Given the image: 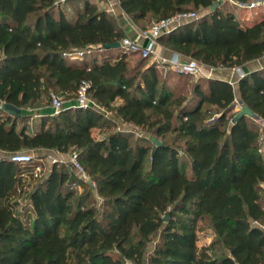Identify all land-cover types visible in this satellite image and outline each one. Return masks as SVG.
<instances>
[{
  "label": "trees",
  "instance_id": "trees-1",
  "mask_svg": "<svg viewBox=\"0 0 264 264\" xmlns=\"http://www.w3.org/2000/svg\"><path fill=\"white\" fill-rule=\"evenodd\" d=\"M116 1L139 26L199 12L157 42L203 67L240 68L264 56V13L243 18L227 2L210 12L217 0ZM124 37L89 0H0V101L21 109L12 116L0 108V264H142L156 234L147 264H264V68L236 87L256 117L233 122L231 83L200 76L190 94H176L155 63L144 66L150 57L105 48ZM82 83L97 108L66 105L28 130L22 109L51 93L75 98ZM101 110L158 141L174 134L172 143H132L120 129L97 138L108 126ZM42 150L75 154L89 181L57 162L34 179L32 165L9 157ZM203 219L214 236L199 247Z\"/></svg>",
  "mask_w": 264,
  "mask_h": 264
},
{
  "label": "rangeland",
  "instance_id": "rangeland-1",
  "mask_svg": "<svg viewBox=\"0 0 264 264\" xmlns=\"http://www.w3.org/2000/svg\"><path fill=\"white\" fill-rule=\"evenodd\" d=\"M234 1V0H233ZM256 3L255 7L253 8H249V4L251 2ZM224 2L229 3L228 8H232V2L231 0H224ZM235 2V1H234ZM237 4V2H236ZM235 5V4H234ZM238 7L243 8L244 12L243 14L245 15L246 18H252V17H256L257 15H261L264 13V0H250V2L245 3V4H237ZM75 5H71L72 11L75 9ZM72 14V13H71ZM154 22H150V24H146L145 22H141L139 23L141 26H146L150 27ZM127 58L130 61L131 65H136L139 60L140 57L137 54H127ZM81 57L79 55H77V58L74 59L73 61L75 62H81ZM264 62V56L263 58L257 59L255 61H251L249 63H247L246 65L243 66V69H249L250 67H256L258 68L261 64H263ZM155 63L157 65V71H158V75H159V80L160 81H164L166 82L167 86L171 89L174 90V92L177 94L179 92L182 93H187L190 94L191 90H192V86L195 82V80H197L200 76L202 77H208L209 73L205 71V68L202 67V72L203 74L200 76L197 75H193V74H179L178 72H175L171 69V67L163 62L157 61L156 59H151V58H146L145 62H144V66H147L149 64H153ZM264 68V67H263ZM233 69H230L229 71H232ZM235 71V70H233ZM236 72V71H235ZM242 75L239 74L238 78L241 77ZM236 91V89H235ZM60 100L62 101L63 106L66 105H75L76 100L75 98L72 99H64L62 96H59ZM91 106L97 108V106L94 105L93 102H90ZM26 111V122H27V126H28V130L32 131L34 130L38 124H39V118L42 115H48V114H54V110L51 107V100L49 97H43L42 100L40 102L34 103L32 105H30L29 107L25 108ZM102 113L104 114L105 120H104V124L108 125L107 127H100L98 129H96L94 131V135L97 138L100 137H104L107 134H109L110 132L116 130V129H120V130H124V131H128L130 132L131 136V142L134 143L137 139H141L142 142L144 144H148L151 145V140L153 138V136L151 135L150 132H146L144 130H141L140 128L133 126L132 124H127V123H123L121 122L120 119H118L117 117H115L114 115H112L109 112L103 111L101 110ZM213 116V112L211 113ZM107 119L109 120V122H107ZM174 138V134H168L165 138H159L160 142H165V143H172V139ZM264 152V149H263ZM35 157H43V158H47L48 157V162L45 163L44 165V173H43V177H45L52 166V160L55 159L59 168H61L62 165L65 166V169L67 170H71V166L69 164V161L67 160L68 156H70L71 154H65V158L61 155L58 154L56 152H47V153H42L39 152L38 154H34ZM71 189L75 192V197H77L81 191H82V187H80L79 182H72L71 183ZM264 197V194H263ZM93 202V199H89L87 201V204H91ZM100 198L97 197V195H95V199H94V206L97 208H100ZM23 204H27L26 199H23L22 205ZM211 228L209 225V221L208 219H203V220H199L197 222V242L198 243H202V242H207L209 239L212 240V236H211ZM208 236V239H206ZM158 238V234L154 235L151 238V241L147 247V251L144 257V261L142 264H147V255L148 253L152 250L155 241ZM207 240V241H205ZM124 264H133L130 261H125Z\"/></svg>",
  "mask_w": 264,
  "mask_h": 264
},
{
  "label": "built area",
  "instance_id": "built-area-1",
  "mask_svg": "<svg viewBox=\"0 0 264 264\" xmlns=\"http://www.w3.org/2000/svg\"><path fill=\"white\" fill-rule=\"evenodd\" d=\"M256 3L251 2L249 8L255 7ZM200 15L199 12H183L176 14L170 18L160 20L159 22L153 23L148 29L142 30L140 36L144 39L143 43H139L138 39H133L130 37H124L120 41V47L124 52L138 53L141 57L155 58V48L158 45L157 38L163 33L169 32L178 25L186 22H190L197 19ZM77 55L82 56L81 53L69 54V57L74 60ZM156 59V58H155ZM160 62L168 64L171 69L175 72L181 74H193L200 76L203 74L202 65L196 60L191 58H186L181 54H173L170 59H160ZM86 83H82L76 93V106L89 107L91 106V99L87 94ZM51 107L54 110V114L59 113V111L64 107L60 97L55 93L50 94ZM234 107L236 110L241 107L239 100L236 98L234 100ZM10 159L19 164H30L32 165L31 175L34 179L41 178L44 173V165L48 162V157L43 158L41 156L35 157L31 152H16L9 155ZM67 160L69 164L75 171V173L81 177L83 180L89 181V177L86 174L82 164L78 161L75 154L68 156ZM56 162L55 159L52 160V164ZM94 185V183H92Z\"/></svg>",
  "mask_w": 264,
  "mask_h": 264
},
{
  "label": "crops",
  "instance_id": "crops-1",
  "mask_svg": "<svg viewBox=\"0 0 264 264\" xmlns=\"http://www.w3.org/2000/svg\"><path fill=\"white\" fill-rule=\"evenodd\" d=\"M89 1L96 3L99 8L107 10V12H109L114 17L118 27L124 33L125 37L138 39L139 43H143L144 39L140 36V32L143 30L142 27L139 26L134 21H132V19L122 11V9L120 8V6L116 0H89ZM231 2L233 4H236V2H234L233 0H231ZM78 4L81 5V2H79ZM237 4L240 5V3H237ZM68 11H69V15L72 17L73 11L70 8H68ZM243 18H246L244 14H243ZM173 54L174 53L171 50L160 45L159 43L155 48V58L157 61H160V59H170ZM155 58L152 57L151 59H155ZM261 58H263V56ZM263 67H264V62L258 68L250 67L249 69H243V66L240 68H223V69H212V68H208V67L204 66L205 71L209 73L208 77L219 78V79L225 80V81L231 83L233 85L234 89H237L236 88L237 82L240 78V77L238 78L239 74L244 75V74H247V73L254 71V70L263 69ZM230 69H233L236 72L233 70L229 71ZM236 98L237 99L239 98L237 90H236ZM1 104L2 103L0 101V106H1ZM22 114L26 115L25 109H22ZM41 152L47 153V152H52V151L42 150ZM62 156L65 158V155H62ZM29 212L31 214H33V209L31 208ZM210 232H211V236L213 237L214 232L212 230ZM206 239H208V236ZM205 241H207V240H205ZM210 241H211V239H209L207 242H202V243L197 242V244L200 247L203 245H208L210 243Z\"/></svg>",
  "mask_w": 264,
  "mask_h": 264
},
{
  "label": "water",
  "instance_id": "water-1",
  "mask_svg": "<svg viewBox=\"0 0 264 264\" xmlns=\"http://www.w3.org/2000/svg\"><path fill=\"white\" fill-rule=\"evenodd\" d=\"M224 3V0H217L216 2H214L210 7H209V11L212 12L215 9H217L218 7H220L222 4ZM105 48H120V42H116L114 44H107L105 45ZM0 108L7 112L9 115L12 116H19L21 115V109L10 104V103H2ZM249 117V118H255V114L254 112L247 106L245 105H241V107L239 108L238 112L235 114L234 118L232 119L233 122L241 119L242 117ZM152 142L159 146L161 143L160 141H158L157 138L153 137L152 138Z\"/></svg>",
  "mask_w": 264,
  "mask_h": 264
}]
</instances>
